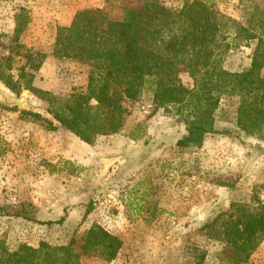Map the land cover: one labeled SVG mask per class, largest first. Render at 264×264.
Here are the masks:
<instances>
[{
	"label": "rangeland",
	"instance_id": "1",
	"mask_svg": "<svg viewBox=\"0 0 264 264\" xmlns=\"http://www.w3.org/2000/svg\"><path fill=\"white\" fill-rule=\"evenodd\" d=\"M161 1L178 5V0ZM142 4L0 0V242L8 250L73 241L80 264H196L201 255V264H221L230 254L224 220L240 215L237 207L253 211L264 204V140L237 127L236 97H223L217 133L206 135L200 148L177 147L188 126L172 107L156 108L148 93L124 104L121 134L99 136L94 145L79 141L48 113L41 92L59 100L87 92L89 65L53 55L58 30L83 10L104 8L119 15L120 7ZM254 6L264 8V0H217L222 14L245 25ZM22 9L28 20L17 33ZM256 45L231 49L224 67L249 69ZM182 80L191 83L185 75ZM22 111L39 113L56 130ZM138 125L145 126L144 137L133 140L130 133ZM92 229L121 240L116 259L106 261L101 249L82 250ZM250 263L264 264V241Z\"/></svg>",
	"mask_w": 264,
	"mask_h": 264
},
{
	"label": "trees",
	"instance_id": "2",
	"mask_svg": "<svg viewBox=\"0 0 264 264\" xmlns=\"http://www.w3.org/2000/svg\"><path fill=\"white\" fill-rule=\"evenodd\" d=\"M119 11V15L104 8L80 11L69 27L57 32L54 57L89 65L85 94L64 100L46 92L38 95L64 130L88 145H94L99 136L121 134L124 104L148 93L156 108L172 107L188 126L177 147L200 148L206 135L217 133V111L223 97L230 96L238 99L237 127L264 140V8L252 7L246 25L222 14L217 0H178L174 6L143 0L139 9L120 7ZM27 20L22 9L16 15L17 33ZM251 41L257 45L250 68L227 70L228 52ZM183 75L191 83L185 84ZM4 83L20 93L16 84ZM21 113L56 130L39 113ZM144 129L138 125L130 138L140 140ZM237 209L240 215L232 214L223 223L230 254L221 264H251V256L264 241V204L253 211L244 206ZM73 245V241L66 246L41 243L37 248L23 245L10 251L0 242V264H80L82 255ZM121 247L117 236L95 229L88 231L81 246L85 252L101 249L106 261L116 259Z\"/></svg>",
	"mask_w": 264,
	"mask_h": 264
}]
</instances>
